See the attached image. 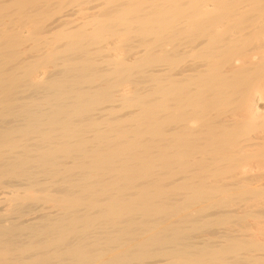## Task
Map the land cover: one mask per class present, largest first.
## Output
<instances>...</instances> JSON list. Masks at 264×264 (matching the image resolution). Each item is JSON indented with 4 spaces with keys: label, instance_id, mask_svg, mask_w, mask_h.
<instances>
[{
    "label": "bare ground",
    "instance_id": "6f19581e",
    "mask_svg": "<svg viewBox=\"0 0 264 264\" xmlns=\"http://www.w3.org/2000/svg\"><path fill=\"white\" fill-rule=\"evenodd\" d=\"M92 1L0 0V264H264V0Z\"/></svg>",
    "mask_w": 264,
    "mask_h": 264
},
{
    "label": "rangeland",
    "instance_id": "374dc122",
    "mask_svg": "<svg viewBox=\"0 0 264 264\" xmlns=\"http://www.w3.org/2000/svg\"><path fill=\"white\" fill-rule=\"evenodd\" d=\"M97 5L99 7L101 6V0H93L92 2H89V4L86 5L87 9L86 8L85 9H86V11H88L90 13V12H93L95 10L94 7ZM73 9H76V8L72 7V5H68V6L63 7L59 12H56L53 14L51 19L49 20V23L55 21L56 19L62 17L63 15H69L70 16L71 14H73L71 17L74 18L75 13L73 12L74 11ZM143 49L144 48L142 45H136L132 48L131 52L139 53V52L143 51Z\"/></svg>",
    "mask_w": 264,
    "mask_h": 264
}]
</instances>
